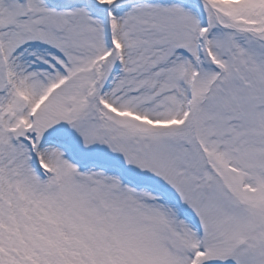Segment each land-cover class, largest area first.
<instances>
[{
	"label": "snow or ice",
	"instance_id": "1",
	"mask_svg": "<svg viewBox=\"0 0 264 264\" xmlns=\"http://www.w3.org/2000/svg\"><path fill=\"white\" fill-rule=\"evenodd\" d=\"M0 264H264V0H0Z\"/></svg>",
	"mask_w": 264,
	"mask_h": 264
}]
</instances>
